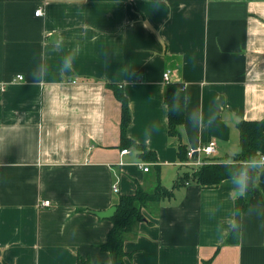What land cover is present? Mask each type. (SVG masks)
<instances>
[{
    "label": "crops",
    "instance_id": "obj_1",
    "mask_svg": "<svg viewBox=\"0 0 264 264\" xmlns=\"http://www.w3.org/2000/svg\"><path fill=\"white\" fill-rule=\"evenodd\" d=\"M67 55L73 67L61 73ZM171 83L217 121L194 129L185 116L170 137ZM109 85L129 101L128 137L156 160L122 148ZM262 120L264 0H0V264H110L101 246L113 223L92 211L138 186L152 193L159 180L172 189L189 170L181 145L216 141L212 160L223 163L241 151L239 124ZM230 188V179L186 182L151 203L126 240V264H264V182L248 193L237 245L227 243L238 198Z\"/></svg>",
    "mask_w": 264,
    "mask_h": 264
},
{
    "label": "trees",
    "instance_id": "obj_2",
    "mask_svg": "<svg viewBox=\"0 0 264 264\" xmlns=\"http://www.w3.org/2000/svg\"><path fill=\"white\" fill-rule=\"evenodd\" d=\"M113 89L116 98L121 103V146L122 148H137L142 151V157L156 160L153 152L147 151L144 146L138 145L128 137V128L131 124V112L129 101L123 91L117 86L109 85ZM179 88L182 94H185V88L182 84L171 83L166 88L165 101L171 97L175 90ZM185 122V115L174 114L168 110V134L170 137H180L181 127ZM241 151L238 154L240 161H243L250 154L264 152V120L262 121H244L239 124ZM187 148L183 145L179 148V157L182 162L187 161ZM188 169V168H187ZM229 179L223 163L215 162L203 166L196 171L188 170L172 189L165 188L160 180L152 193L147 192L141 186H138L133 195L120 196L116 205V214L111 218L112 229L108 233L106 242L101 246L104 252L110 254V264H126V259L131 257L125 249V243L128 237L135 232L136 226L146 221L143 210L151 203L161 202L172 199L174 190L186 182H194L203 187H216L223 181ZM249 207V194L244 197H238L235 201V227L227 243L237 245L240 243L242 218ZM79 264H91L88 259L79 258Z\"/></svg>",
    "mask_w": 264,
    "mask_h": 264
},
{
    "label": "clouds",
    "instance_id": "obj_3",
    "mask_svg": "<svg viewBox=\"0 0 264 264\" xmlns=\"http://www.w3.org/2000/svg\"><path fill=\"white\" fill-rule=\"evenodd\" d=\"M74 57L67 55L63 58L60 67L61 73L70 71L73 67ZM47 67L39 64L33 72V79L37 86L46 82ZM190 96L182 94L177 88L171 97L165 101V107L174 114H183L194 129L207 124L212 126L217 121V113L209 112L207 118L199 107L189 108ZM44 105L41 110L43 111ZM227 175L230 179V194L234 193L238 197L246 196L250 191L257 188L258 184L264 182V152L250 154L243 161H240L238 154L230 152L223 161Z\"/></svg>",
    "mask_w": 264,
    "mask_h": 264
},
{
    "label": "built area",
    "instance_id": "obj_4",
    "mask_svg": "<svg viewBox=\"0 0 264 264\" xmlns=\"http://www.w3.org/2000/svg\"><path fill=\"white\" fill-rule=\"evenodd\" d=\"M40 15H43V11L41 9L36 12V16H40ZM171 74H172V71L168 70L164 75V79L166 81H169ZM19 79L23 80V77L20 76ZM127 153H128V150L123 151V154H127ZM216 154H217V142L211 141L206 145H200L196 148L188 149L187 161L182 162L181 165L190 170L196 171L197 169L203 166H207L212 163H215V161L212 159ZM145 171H149V168H145ZM114 192L116 193L119 192V189L116 185L114 186ZM43 206L49 207L50 201L43 202Z\"/></svg>",
    "mask_w": 264,
    "mask_h": 264
},
{
    "label": "water",
    "instance_id": "obj_5",
    "mask_svg": "<svg viewBox=\"0 0 264 264\" xmlns=\"http://www.w3.org/2000/svg\"><path fill=\"white\" fill-rule=\"evenodd\" d=\"M117 211V207H112L107 211H92L93 214L98 216L99 218H112Z\"/></svg>",
    "mask_w": 264,
    "mask_h": 264
}]
</instances>
